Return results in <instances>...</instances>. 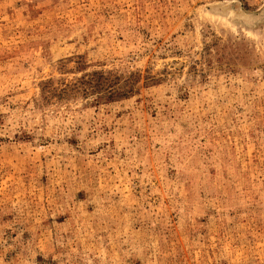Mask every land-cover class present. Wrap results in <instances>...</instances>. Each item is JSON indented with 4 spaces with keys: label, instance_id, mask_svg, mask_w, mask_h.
I'll return each instance as SVG.
<instances>
[{
    "label": "rangeland",
    "instance_id": "1",
    "mask_svg": "<svg viewBox=\"0 0 264 264\" xmlns=\"http://www.w3.org/2000/svg\"><path fill=\"white\" fill-rule=\"evenodd\" d=\"M0 264H264V0H0Z\"/></svg>",
    "mask_w": 264,
    "mask_h": 264
},
{
    "label": "bare ground",
    "instance_id": "2",
    "mask_svg": "<svg viewBox=\"0 0 264 264\" xmlns=\"http://www.w3.org/2000/svg\"><path fill=\"white\" fill-rule=\"evenodd\" d=\"M237 10H238V9H237ZM237 10L235 9V10H233V11H235V12H236Z\"/></svg>",
    "mask_w": 264,
    "mask_h": 264
}]
</instances>
